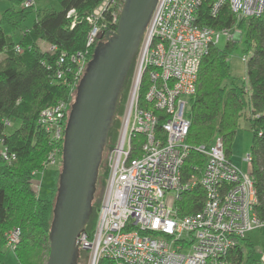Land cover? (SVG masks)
I'll list each match as a JSON object with an SVG mask.
<instances>
[{"label":"built area","instance_id":"built-area-1","mask_svg":"<svg viewBox=\"0 0 264 264\" xmlns=\"http://www.w3.org/2000/svg\"><path fill=\"white\" fill-rule=\"evenodd\" d=\"M123 2L102 0L85 17L86 50L59 54L56 81L80 82L88 50L102 35L114 31ZM204 3L212 18L225 7L239 20L259 17L264 11V0H157L135 55L118 140L107 156L96 228L77 238L87 264H99L101 259L114 264H231L228 256L237 241L264 228L254 214L253 181L228 161L220 139L208 148L185 144L187 98L195 94L201 61L220 36L233 41L234 33L240 35L234 29L200 26L198 12ZM22 5L31 7L33 1L24 0ZM67 17L73 28L74 10ZM47 49L55 51L52 46ZM65 110L60 101L38 115V125L50 139L45 168L60 158ZM190 150L204 155L206 163L201 171L196 168L198 176L184 182L181 169ZM0 153L4 162L15 160L6 149ZM243 161L250 165V154ZM34 180L37 193L40 185ZM196 187L204 192L199 212L180 216L175 205ZM19 237L18 228L6 235L9 249L16 248ZM258 254V264H264V252Z\"/></svg>","mask_w":264,"mask_h":264},{"label":"trees","instance_id":"trees-1","mask_svg":"<svg viewBox=\"0 0 264 264\" xmlns=\"http://www.w3.org/2000/svg\"><path fill=\"white\" fill-rule=\"evenodd\" d=\"M23 1L10 0V7L0 15V54L4 53L0 61V152L6 149L15 155V160L7 163L2 160L0 153V264L1 256L6 251L14 255L17 264H45L47 259L48 235L61 172H55L53 179L56 185L45 197L40 198L35 194L32 181L46 169L43 163L51 151L50 139L38 125V115L40 111L60 101L64 102L66 110L62 125L65 131L80 82L56 81L57 59L62 52L73 54L86 50L89 25L85 17L102 2L59 0L61 9L53 12L46 8L36 9L34 2L31 7H24ZM200 8V26L213 30L229 28L240 32L241 60L246 58V78L240 85H225L231 76L228 57L236 50L237 43L227 41L224 48H219L218 43L209 48L200 63L195 94L187 98L185 117L189 128L185 144L192 149L197 146L208 148L220 139L224 154L231 163L233 140L241 119H244L252 134L247 153L250 154L247 173L253 181L257 198L253 209L256 218L264 222V11L259 17L239 20L228 7L214 18L209 15L206 3ZM70 10L76 14L73 28L70 27L71 19L67 17ZM105 40L106 36L102 35L91 46L85 57L87 64L92 59L96 45ZM40 43L46 45V51L40 49ZM50 46L55 49L54 53L47 49ZM133 63L124 90L133 75ZM160 118L158 127L163 120ZM7 128H11L9 133L6 132ZM140 139L133 141L135 147ZM63 140L62 137L59 145L61 151ZM187 155L181 169L184 182L192 175L198 176L206 163V157L193 150ZM61 156L62 152L59 158L62 164ZM196 168L199 170L196 171ZM106 175L107 170L105 178ZM203 196L200 187L184 193L175 205L179 215L199 212ZM98 206L95 210H98ZM13 228L19 229L20 237L16 248L11 250L7 246L6 235ZM82 255L86 260V254L82 252H79L78 258ZM228 258L231 264H258L259 257L247 236L237 241ZM99 264L114 262L101 259Z\"/></svg>","mask_w":264,"mask_h":264},{"label":"water","instance_id":"water-1","mask_svg":"<svg viewBox=\"0 0 264 264\" xmlns=\"http://www.w3.org/2000/svg\"><path fill=\"white\" fill-rule=\"evenodd\" d=\"M157 0H124L113 32L88 62L68 114L45 264H77L78 236L92 213L98 168L118 99Z\"/></svg>","mask_w":264,"mask_h":264},{"label":"rangeland","instance_id":"rangeland-1","mask_svg":"<svg viewBox=\"0 0 264 264\" xmlns=\"http://www.w3.org/2000/svg\"><path fill=\"white\" fill-rule=\"evenodd\" d=\"M43 2L41 3L42 6L45 5L44 8L51 10L53 12L59 11L61 9L59 0H54V1H50V0H42ZM44 8H41V10H44ZM31 20H28L27 23L30 24ZM26 23V24H27ZM27 24V25H28ZM236 30H233V33ZM232 33V32H231ZM232 33V34H233ZM234 39H233V43H237V48L235 51H233V54L230 55L228 57V63L230 64V78L226 81L225 85H240V83L242 81L245 80L246 78V63H244L241 58H242V45L240 43V35L236 36V33H234ZM227 40L224 36H221L218 42V47L219 48H224V46L226 45ZM40 49L42 51H46V45L43 43H40L39 45ZM4 57V53H1L0 55V59ZM133 78V75L131 77V79ZM130 79V83L127 85L126 89H123V93L121 94L120 98L118 99V106H117V110H116V116L114 118V121L112 123V127L108 133V140H107V144L104 147V150L102 152L101 155V162H100V166L98 168V176H97V183H96V187H95V194H94V198L91 202L92 205V213H91V217L88 221V224L86 225L87 230L89 231H94L95 230V225H96V221H97V210H95L99 204L100 201V197H101V192L102 189L104 187V180H105V174H106V164H107V156L109 154V151L112 149V147H114V145L116 144L117 140H118V134L119 131L121 129V122H122V117L124 115V109L126 108V105L128 104L127 100L128 97L130 95L131 92V85L133 83V79ZM125 91V92H124ZM123 113V114H122ZM122 114V115H121ZM18 125V123H16V126ZM7 133H9L11 131V128H7L6 129ZM237 134L235 135V138L233 140V144L231 147V154H232V159L231 162L237 166V168H239L242 172H247L249 169V165L246 164L243 161V157L245 156V154H247L249 152L250 146H251V139H252V134L251 132L247 129V125L246 122L244 121V119H241L240 124H239V128L237 130ZM56 163L55 164H51L50 166L46 167V169L41 172L36 179L34 180V182H38L37 185H40V189L38 190L37 193H35L38 197H45V195L48 194V192L50 191V189L52 187H54L56 184L54 183V179L53 176L55 174L56 171H60L61 169V162L59 161V158H56ZM33 186V190L35 189L34 187V183L32 182L31 184ZM36 191V189L34 190V192ZM53 221V218H52ZM15 229V228H13ZM13 229H10L9 232ZM251 243L254 244L255 249H256V254L259 257L258 252H264V228L261 229H257V231H253L251 233L248 234ZM5 255L1 256V260H2V264H17L16 259L14 257L13 254H11V252L6 251L4 252ZM3 253V254H4ZM45 263V262H44ZM77 264H87L86 260L84 259V255L80 256L77 260Z\"/></svg>","mask_w":264,"mask_h":264},{"label":"crops","instance_id":"crops-1","mask_svg":"<svg viewBox=\"0 0 264 264\" xmlns=\"http://www.w3.org/2000/svg\"><path fill=\"white\" fill-rule=\"evenodd\" d=\"M19 1H22V0H19ZM35 4V8L36 9H40V8H44L45 5L42 6V0H32ZM10 0H0V15L7 9L10 7ZM1 55V54H0ZM3 59V57L1 58ZM0 59V61H1ZM231 159H232V156H231ZM232 163V162H231ZM236 166V165H235ZM237 167V166H236ZM239 169V168H238Z\"/></svg>","mask_w":264,"mask_h":264}]
</instances>
